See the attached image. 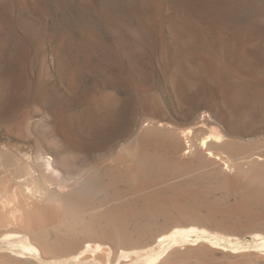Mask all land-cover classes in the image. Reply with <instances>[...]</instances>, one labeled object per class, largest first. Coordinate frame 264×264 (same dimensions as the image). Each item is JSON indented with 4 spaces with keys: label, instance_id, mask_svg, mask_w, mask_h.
Returning a JSON list of instances; mask_svg holds the SVG:
<instances>
[{
    "label": "rangeland",
    "instance_id": "rangeland-1",
    "mask_svg": "<svg viewBox=\"0 0 264 264\" xmlns=\"http://www.w3.org/2000/svg\"><path fill=\"white\" fill-rule=\"evenodd\" d=\"M190 226L155 264H264V0H0V238L118 264Z\"/></svg>",
    "mask_w": 264,
    "mask_h": 264
},
{
    "label": "bare ground",
    "instance_id": "bare-ground-1",
    "mask_svg": "<svg viewBox=\"0 0 264 264\" xmlns=\"http://www.w3.org/2000/svg\"><path fill=\"white\" fill-rule=\"evenodd\" d=\"M228 56H230V55H228ZM231 57L232 56H230V58ZM231 59H233V58H231ZM178 71H180V73H179L180 76H181V73H182V75L185 74L182 68H179ZM198 71H200V70H198ZM175 74L178 75L177 72H175ZM229 100H228V102H229ZM231 101L236 102L235 99L234 100L231 99ZM228 102H227V104H228ZM237 102L239 103V100H237ZM229 103H230V105L232 104L231 102H229ZM241 103H244V102H241ZM234 105H235V103H234ZM234 105L232 104V108H233ZM238 105H240V104H237V106ZM239 108H240L239 110L243 111V109L245 108L244 107V104H241L239 106ZM243 112H241V113H243ZM237 113L235 112V114H237ZM244 115H245V113H244ZM240 116H242V115H240ZM237 118L239 119V116ZM244 118H245V116L243 117V119ZM192 133L193 132L190 131L187 135H190ZM207 136H206V138L203 137L204 139L201 138L202 140H201V144L200 145H201L202 148L206 149V151L208 150V152H209V154H210L211 157L217 156V154L213 153V151L211 150V147H212V143L213 142H217L218 143L223 138L222 137V133L220 131H216L211 136H208V137ZM221 142H222V140H221ZM188 144H189V141H188ZM218 156H220V155H218ZM218 158L221 160V157H218ZM54 164L55 163H53V162H51V160H49L48 162H45L44 168L48 172L53 171L54 173L58 174L59 171L55 168ZM30 174H32V172H30ZM30 174L27 173L25 176L22 177V181H24V184L23 185L25 187V190L28 193H46V194L47 193H50V188H49L50 185L48 187H43L44 185L43 186H40V184L39 185H36V184L31 183L30 182V179H31ZM36 181H35V183H36ZM195 233H198V236H199V234H202V235H206V236H210V237L211 236L213 237V236H216V235H221V234H219L217 232H213V231H210L207 228L199 227V226H190V227H186V228H175L169 234H163V235L159 236V238H157V245L155 247L151 248L148 251L146 250V252H140V251L128 252V251H123L122 252V256L120 258L125 259L126 260V263H122V261L118 259L119 260V263L118 264H155L156 262H159L161 259H163L162 258L163 255L165 253L167 254V252L171 248H175V247H178L179 245L183 244V242H184L183 239H185L186 236L189 235V237H190V234L193 235ZM35 244L36 243H34L33 239L30 236H28V235H22V234H16V235L6 234L2 238H0V260H2L3 258H6V256H11L13 254L17 258H23V259H32V258H35V259H38L39 261L44 262V263H47V264H56V260H52L51 262L46 261V260L44 261V259L42 258L43 252L41 253V249L37 245H35ZM43 250H45V249L43 248ZM105 252H107V251L105 250V248H104L103 245H101V244H93V243L90 242V243H87L86 244V246L84 247L83 251H81L80 253H78L76 255L73 254V256L71 257V261L73 263L75 262L76 264H109L108 263L110 261L109 259L108 260L105 259L107 261L102 262L100 260L101 258L98 257V256H101V255H99V253H105ZM89 253H94L95 254V257L93 259H90L89 257H87V255ZM97 253H98V255L96 256ZM6 260H7V258H6ZM64 261L65 262H62L61 261L62 262L61 264H70L71 263L70 260L69 261L64 260ZM128 262H130V263H128Z\"/></svg>",
    "mask_w": 264,
    "mask_h": 264
}]
</instances>
